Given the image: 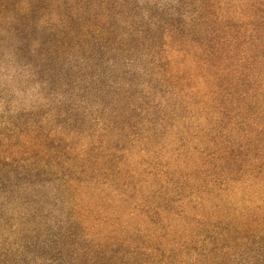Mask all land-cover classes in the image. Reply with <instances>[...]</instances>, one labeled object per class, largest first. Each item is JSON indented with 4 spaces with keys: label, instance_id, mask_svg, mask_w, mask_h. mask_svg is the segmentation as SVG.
Here are the masks:
<instances>
[{
    "label": "trees",
    "instance_id": "16d2710c",
    "mask_svg": "<svg viewBox=\"0 0 264 264\" xmlns=\"http://www.w3.org/2000/svg\"><path fill=\"white\" fill-rule=\"evenodd\" d=\"M39 1L0 0V49L33 54L61 109L3 121L0 264H264V0H165L120 33L111 0H71L62 61Z\"/></svg>",
    "mask_w": 264,
    "mask_h": 264
},
{
    "label": "rangeland",
    "instance_id": "374dc122",
    "mask_svg": "<svg viewBox=\"0 0 264 264\" xmlns=\"http://www.w3.org/2000/svg\"><path fill=\"white\" fill-rule=\"evenodd\" d=\"M60 1H64V5L57 10V4ZM152 3L155 5H157L156 3L163 4L165 3V0H111L108 2L111 12L119 14L116 17H112V19L107 18L106 25L103 24V22H99L95 18H91V16H94L95 12H98L95 5V7L89 3H79V5L85 8V15L87 17L84 18L88 19V22L86 23L91 25V28H98L101 24H103L104 27H114L116 32L120 33L124 30V27H126L124 25H132L134 29L137 25H139L141 19L143 22H146L149 14L155 13L154 15H156L157 11H155V8L147 9V6H151ZM72 4L71 0H41L34 4V9H32L33 11L30 13L31 21L34 23L31 25L35 26L32 35H35L38 39H45V45L43 48L46 49V51H48L52 56L57 55L61 61L64 59V54L60 51L57 53L51 52V42L46 39L48 35H67L70 32H72L73 35H78V33H82L80 30L81 28L76 21V18L78 17V14L76 15V13L78 12H75L76 9L72 7ZM1 15H3L4 18L7 16L5 13H2ZM160 15H163V12L157 13V17H160ZM50 18L55 21L61 20L64 24H61L62 26H60L57 30H51L46 25ZM122 21L124 24H122ZM92 35L97 34L94 33ZM16 40L15 35H13L10 29L5 33L2 32V29L0 30V41H4L3 45L5 44L3 48L7 45L15 44ZM3 48L0 49V133H3L2 136L6 135L8 133L6 128H10V122L4 124V120L12 121L18 125L21 124L22 126V122L26 120L25 117H27L26 115L29 111H31L32 106H34V121L43 117L44 122H51V125L48 124L46 126L47 128L54 127V121L51 117H49L48 113H56V111H61V109L57 102H53L52 94L47 93L53 86L52 84H43L46 79L44 73L40 70L34 72L29 70V67H31L30 65L36 63L35 58H33L35 56L29 53H19L15 50L10 51L11 53L9 54V51ZM148 49L149 48L147 46L143 48L140 45H137L133 48L132 55L134 58L139 60V52L146 53L148 52ZM165 49L167 50L168 47H164V51ZM139 62L140 66L138 73L143 67V61L140 60ZM125 70H127V68ZM65 89L66 86H60L61 91ZM41 97H44L45 100ZM62 97L64 99V103L67 104L69 102L68 99H66L67 97ZM47 99H50V102H46ZM15 109L18 111H15ZM56 117L58 121L61 120V116ZM54 124H56V121ZM89 131L93 132V128ZM73 139L76 140V138ZM5 140L6 139L0 141V143H2L0 144V149L5 147ZM84 141L85 138L84 140H79L78 143H84ZM9 142L14 143V139ZM14 149L15 148L12 150ZM14 157H19V155Z\"/></svg>",
    "mask_w": 264,
    "mask_h": 264
}]
</instances>
